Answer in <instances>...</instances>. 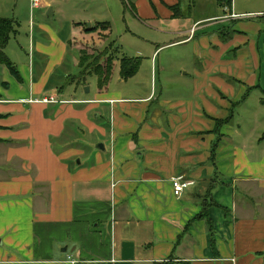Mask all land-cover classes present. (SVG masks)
Listing matches in <instances>:
<instances>
[{
	"label": "crops",
	"instance_id": "1",
	"mask_svg": "<svg viewBox=\"0 0 264 264\" xmlns=\"http://www.w3.org/2000/svg\"><path fill=\"white\" fill-rule=\"evenodd\" d=\"M181 1L149 4L152 23L176 22L164 32L169 43L156 47L153 56L195 38L194 27L203 20L189 25L179 12ZM236 16L230 12L231 20ZM75 25L69 40L74 53ZM66 50L37 46L41 57L33 50L27 65L12 62L16 74L0 65V262L264 264V158L251 163L244 153L222 152L231 136L225 133L228 122L220 130L215 165L209 150L217 136L210 132L221 118L205 114L203 128L172 114L159 126L137 127L136 134L134 124L124 128L127 123L118 119L108 136L111 126L101 113L110 118L115 104L145 105L149 98L110 97L108 87L87 98L89 91L75 80L74 92H66L53 81ZM64 74L69 81L68 71ZM77 144L89 147L72 146ZM179 176L191 185L177 198L171 180ZM222 181L230 188L220 187L226 185ZM236 191L245 201L235 200ZM223 192L230 200H223Z\"/></svg>",
	"mask_w": 264,
	"mask_h": 264
},
{
	"label": "rangeland",
	"instance_id": "2",
	"mask_svg": "<svg viewBox=\"0 0 264 264\" xmlns=\"http://www.w3.org/2000/svg\"><path fill=\"white\" fill-rule=\"evenodd\" d=\"M152 2L40 0L39 7L31 11L30 0H0V18L11 20L14 29L4 53L11 63L27 65L33 50L35 57H41L37 46L56 49L64 45L67 50L63 65L53 81L66 92H74L73 78L80 73V69L78 62L77 68L72 66L76 53L69 46L71 28L76 23L75 27L107 23L109 34L104 48L113 52L108 50L112 64L123 57L140 60L136 74L125 82L119 81L118 65H114L116 68L108 85V94L120 99L149 98L145 105L129 101L115 104L110 118L108 112L101 113V119L111 126L108 136L114 132L112 122L118 119L127 123L124 128L134 124L136 134L137 127L141 130L142 125L159 126V122L170 119L172 114L177 120L183 117L182 120L189 121L190 126L195 123L203 128V114L229 118L232 111V119L225 128V133L231 136L222 142L226 144L222 152L230 155L231 151L236 150L244 153L251 163H260L264 158V0H231V9L219 7L217 0L181 1L179 12L191 22L189 25L195 20H203L196 29L194 27L196 32H192V37L194 35L195 38L188 43L162 47L155 56L153 52L156 47L169 43L170 36L164 32L170 31L169 28H173L176 22L174 20L169 27L162 20L152 23L148 18L149 4ZM48 9H51V16H47ZM230 12L237 18L231 20ZM212 17L217 18L209 19ZM39 26H44V29L40 30ZM50 35L54 39L51 42ZM200 39L203 40L199 42ZM86 52L94 53L93 49L87 48ZM65 71L71 76L69 81L61 78L65 76ZM252 77L256 82L251 81ZM96 82V77L90 76L85 85L78 86L84 87V92L89 91L87 98H93ZM115 111L118 113L113 117ZM134 111L138 113L136 117ZM154 120L158 125L152 124ZM103 129L108 131L106 127ZM105 142V147L112 149L113 143L111 145L108 139ZM78 145L83 144L72 146L77 148ZM97 146H93L92 150L96 151ZM87 147L89 144L83 145L80 150ZM228 154L224 156L228 158ZM110 167L113 170V160ZM215 175L216 172L212 180L218 184ZM218 178L220 181L221 177ZM222 182L226 185L220 182V187L225 190L230 188L227 187L230 185L228 181ZM235 194L236 201H245L237 191ZM205 197L208 199L207 195ZM222 198L230 200L226 192H223ZM251 198L256 199L254 196Z\"/></svg>",
	"mask_w": 264,
	"mask_h": 264
},
{
	"label": "trees",
	"instance_id": "3",
	"mask_svg": "<svg viewBox=\"0 0 264 264\" xmlns=\"http://www.w3.org/2000/svg\"><path fill=\"white\" fill-rule=\"evenodd\" d=\"M218 2L220 5H224L229 9L231 8V0H218ZM75 28L79 32L78 35L74 36L72 39V46L75 50H77L75 53L78 62V68L80 69V73H78V75L73 78L77 85H85L87 83V79L90 76H95L97 80V90L99 92H104L107 89L114 74L116 65H118V75L121 80L126 81L136 74L140 66V60L137 58L129 59L123 57L116 63L112 64V56L108 54V50L110 51V49L104 48L109 34V25L107 23H96L90 28H87L84 25H80ZM13 33V22L11 20L0 18V65L5 66L11 72L16 74L13 64L4 53L10 36ZM86 48L93 49L94 53L92 55L88 54L86 52ZM102 59H105L103 64ZM230 117H232V111H230L229 118L214 119V129L210 133L216 135L217 138L214 140L210 148L211 162L214 160L213 157L216 148L218 147L222 138L220 130L225 124L229 122Z\"/></svg>",
	"mask_w": 264,
	"mask_h": 264
},
{
	"label": "built area",
	"instance_id": "4",
	"mask_svg": "<svg viewBox=\"0 0 264 264\" xmlns=\"http://www.w3.org/2000/svg\"><path fill=\"white\" fill-rule=\"evenodd\" d=\"M40 0H30V9L39 7L40 5ZM52 101V100H50ZM44 103H48L49 101L44 100ZM191 185V183L187 182L184 180L183 177L179 176L176 178H173L171 180V189H172V194L174 197L180 198L183 192ZM0 264H11L8 262H0Z\"/></svg>",
	"mask_w": 264,
	"mask_h": 264
},
{
	"label": "water",
	"instance_id": "5",
	"mask_svg": "<svg viewBox=\"0 0 264 264\" xmlns=\"http://www.w3.org/2000/svg\"><path fill=\"white\" fill-rule=\"evenodd\" d=\"M51 15H52V14H51V9H48L47 16H51ZM86 27H87V28H90V25L87 24ZM86 91H87V90H86ZM98 148L101 149L102 151L104 150L103 147H102L101 145H100V147H98Z\"/></svg>",
	"mask_w": 264,
	"mask_h": 264
}]
</instances>
